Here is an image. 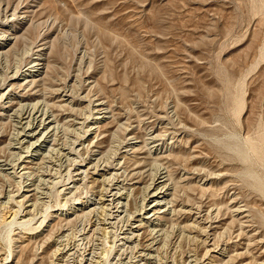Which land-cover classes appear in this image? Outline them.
Masks as SVG:
<instances>
[{
    "label": "rangeland",
    "instance_id": "374dc122",
    "mask_svg": "<svg viewBox=\"0 0 264 264\" xmlns=\"http://www.w3.org/2000/svg\"><path fill=\"white\" fill-rule=\"evenodd\" d=\"M0 31L18 35L0 55V92L11 74L26 66L30 53L46 46L47 74L34 85L36 96L24 102L44 98L55 105L52 111L62 126L59 143H68L71 133L85 139L87 123L75 129L65 116L90 118L96 98L107 101L138 139L156 131L165 141L171 179L183 184L175 190L176 208L192 205L196 213L164 221L172 230L159 245L164 255L158 263L263 260L264 0H0ZM60 92L69 100L61 102ZM14 123L0 120L1 156H10L8 142L18 129ZM109 142L110 137L100 146L107 149ZM78 156L80 161L86 153ZM146 157L144 164L150 166L153 159ZM57 168L41 169L49 171L50 195L22 224L23 206L11 224L3 221H10L9 207L22 205L13 195L25 180L4 179L0 172V264H81L90 252L92 241L81 240L89 227L86 215L53 222L51 214L84 201L92 189L82 181L66 197L61 188L71 181L73 168ZM237 206L246 216L235 215ZM211 221L215 227L208 239L204 230ZM185 223L194 228L185 229L188 235L182 238L178 226ZM16 237L33 240L20 250ZM111 240L108 234L96 249L97 260L106 258L100 264L124 261L109 250ZM65 247L77 248V256H62ZM221 250L227 253L224 259L217 257ZM235 252L243 255L231 258Z\"/></svg>",
    "mask_w": 264,
    "mask_h": 264
},
{
    "label": "bare ground",
    "instance_id": "6f19581e",
    "mask_svg": "<svg viewBox=\"0 0 264 264\" xmlns=\"http://www.w3.org/2000/svg\"><path fill=\"white\" fill-rule=\"evenodd\" d=\"M17 38L18 35H15V31L8 33L0 31V55L4 54L7 46L10 49L13 41ZM45 47L41 46L30 53L26 66L14 71L6 87L0 92V120L6 118L15 122L14 126L18 128L8 142L10 156L0 155V172L5 176L4 179L8 177L11 180H16L18 177L25 180V184L13 195V198L18 199L17 201L21 202L22 205H17L16 208L11 205L12 207H9L8 212L11 216L10 221L5 220L3 222L11 224L21 211V206H23V210L20 212V224L34 218L33 211H38L41 204L44 205L48 200L50 195L48 188L50 182L52 183L49 178H46L49 171L41 173V169L45 166L50 167V164H56L59 170L62 164H70L73 168V174L71 181L65 183L61 188L63 194L66 197L75 194L82 185L79 184L82 181L85 184L86 182L90 184L92 193L84 201H77L70 205L65 212L59 214L52 212L51 219L53 222L63 220L69 222L83 215L88 217L89 227L83 232L81 240L88 238L89 241H92V248L90 252L82 256L81 261L83 263L81 264H100L103 259H106L103 256L100 261L95 257L96 249L101 248L99 246L108 234L112 237L111 249L109 250L115 249L119 260H124L122 264H160L158 260L164 254L161 255L160 252L163 248L159 251V245L168 240L167 237L172 230L167 228V223L164 221H171L172 217L178 214L190 215L195 211L192 205L184 206V209L182 206L176 208L178 197L175 190L183 184L180 185L181 180L175 179L173 182L171 179L169 164L166 161L169 154L164 146L165 141L159 137L156 131L138 139V136L132 135L130 124L120 123V117L114 113L107 101L94 98L93 112L90 118H83L76 114L65 116L66 124L75 129H81L80 125L87 123L85 125V139L80 141L71 133L69 144L59 143L57 140L62 126L58 124V117L52 111L55 105L51 104L50 106L47 101L43 100L44 98L35 102H24L36 96L37 90L33 91L34 85L47 74L46 68L49 66V62L45 61ZM30 50L27 52L29 53ZM15 89L18 91L16 94L14 93ZM66 96V93L60 92V101H68L69 97ZM120 128L121 134L117 135L116 133L119 132ZM108 136L110 142L106 145L107 149H104L100 144L107 142ZM236 145L234 144V146ZM142 150L144 151L142 152ZM140 151L152 157L150 166L144 164L147 155L141 156ZM82 152L86 153V156L85 158L83 156L80 162L75 158L79 157L78 155ZM184 175L187 178L190 172L186 171ZM51 187L53 188V186ZM233 211L236 213L235 215L246 216L244 208L241 206L235 207ZM232 215L234 216L233 213ZM213 217L215 216L213 215ZM188 224L178 226L182 238L188 235L184 232L189 227ZM213 224L211 221L205 226L204 231H208V239L211 234L209 231L215 227ZM49 225L51 224L49 223ZM191 226L194 228L193 224ZM201 231L204 234L202 229ZM201 231L199 232L201 233ZM181 235L179 239H181ZM207 237L203 238L205 242H208ZM188 238L189 236L186 239ZM200 239L202 237L199 238V242ZM32 240L33 237L26 239L16 237L15 239L20 250H26ZM196 244L199 245V243ZM65 250L67 251H61L62 256H65L63 254L67 256H77L78 254V249L75 247H68ZM226 254L225 250H221L217 257L224 259ZM20 255L21 253L18 254V257ZM241 255L243 254L235 252L230 257L235 259ZM171 261H164L163 264L173 263V260ZM214 263L216 262L214 261ZM242 264H250V262ZM258 264H264V258Z\"/></svg>",
    "mask_w": 264,
    "mask_h": 264
}]
</instances>
